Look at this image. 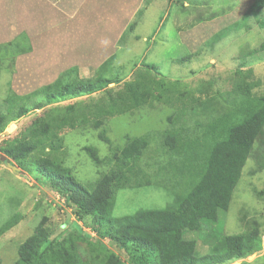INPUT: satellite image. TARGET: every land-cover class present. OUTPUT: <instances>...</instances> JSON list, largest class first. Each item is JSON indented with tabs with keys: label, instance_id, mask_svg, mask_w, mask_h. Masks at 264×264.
<instances>
[{
	"label": "rangeland",
	"instance_id": "1",
	"mask_svg": "<svg viewBox=\"0 0 264 264\" xmlns=\"http://www.w3.org/2000/svg\"><path fill=\"white\" fill-rule=\"evenodd\" d=\"M253 4L256 8L249 12ZM213 17L217 20L210 22L203 33H194L201 45L182 43V33L186 29ZM139 20L140 13L135 15L133 27L127 28L115 48L100 47L96 41L90 42L87 38L81 39L84 47L61 48L57 44L54 47L53 39L46 41L43 32L35 31L16 36H25L29 53L14 56L13 52H0V126L5 125L0 132V264H15L18 247L34 234L39 224L47 231L48 242L74 237L86 259L102 261L109 253L122 264H130L128 253L108 238L99 239L91 218H79L75 207L50 180L32 170H21L12 161L11 165L19 170V174L7 168L1 151L6 141L14 138L21 142L33 140L35 133L44 129L47 122L53 124L60 114L64 115L67 106L94 108L107 94L121 93L125 82L136 83L140 74L167 80L163 87L165 91L158 92L163 102L168 100L176 108L181 101L205 100L215 95L226 98L234 91L236 83L241 90L264 95V0H160L147 9L143 22L135 26ZM216 22L219 24L217 29L214 28ZM13 36V32H4L0 43L10 41ZM64 53L62 61L69 60L63 64L57 62ZM114 55L113 69L118 82L86 97L45 105L7 124L8 118L18 111L17 107L8 109L6 102L11 92L27 95L53 82L59 72L71 67H77L79 78H92L96 69ZM149 65L156 68L158 75L148 70ZM154 89L151 86L145 91L154 95ZM175 107L154 103L108 118L99 129L89 123L59 131L62 147L52 154V160L60 162L71 177L91 190L112 167L111 147L122 148L128 137L163 131L167 127L166 118ZM91 116L92 113H87L88 118ZM100 131H104L109 143L98 138ZM157 139L153 138L143 162L155 156L160 143ZM86 148L94 150L102 160L99 165L94 163ZM257 148L255 142L232 192L228 209L220 216L221 233L226 237L256 229V247L243 258L225 264H264V170L257 171ZM46 152L48 149H37L31 159H38ZM157 153L163 156L162 150ZM171 199V194L160 187L122 189L114 194L111 217L129 216L138 210L163 209ZM178 237L181 241L194 240L201 247L199 249H205L196 232L178 233Z\"/></svg>",
	"mask_w": 264,
	"mask_h": 264
},
{
	"label": "trees",
	"instance_id": "2",
	"mask_svg": "<svg viewBox=\"0 0 264 264\" xmlns=\"http://www.w3.org/2000/svg\"><path fill=\"white\" fill-rule=\"evenodd\" d=\"M253 8H256L254 4L249 12ZM132 27L131 24L128 29ZM25 41V36L20 35L0 45V52H13L14 56L27 54L30 47ZM114 60L115 55L105 60L89 79L79 78L77 67H71L60 73L54 82L27 95L11 92L6 102L8 109L17 107L18 111L8 118L7 124L45 105L103 91L118 82ZM148 70L158 75L154 66L149 65ZM148 75L140 74L136 83L125 82L121 93L107 94L94 108L67 106L65 114H60L53 124L47 122L33 140L6 141L1 147L4 161L9 164L12 161L21 170H32L50 180L75 207L79 218H91L99 239L108 238L128 253L130 264H225L243 258L255 250L257 230L226 237L221 233L220 216L228 209L255 142L258 143L257 171L264 170V95L241 90L236 83L234 91L226 98L215 95L205 100L181 101L176 108L168 100L163 102L158 92L165 91L167 80ZM151 86L155 88L154 95L145 91ZM154 103L175 107L166 118L167 127L156 134L128 137L122 148L111 147L112 167L91 190L71 177L60 162L52 160V154L62 147L59 131L89 123L99 129L108 118ZM87 113H92L91 118ZM4 128L5 125L0 126V132ZM98 138L109 143L104 131L99 132ZM153 138L160 141L159 148L155 156L143 162ZM37 149H48V152L33 160L31 157L34 158ZM86 150L99 165L102 160L95 151ZM160 150L163 156L157 155ZM141 187L166 189L172 196L171 202L163 209L138 210L129 216L111 217L114 194L122 189ZM184 232H196L205 249H199L194 240L181 241L178 233ZM17 255L15 264H122L109 253L102 261L84 258L74 237L48 242L42 224L18 247Z\"/></svg>",
	"mask_w": 264,
	"mask_h": 264
},
{
	"label": "crops",
	"instance_id": "3",
	"mask_svg": "<svg viewBox=\"0 0 264 264\" xmlns=\"http://www.w3.org/2000/svg\"><path fill=\"white\" fill-rule=\"evenodd\" d=\"M146 1L0 0V36L4 32H13L12 39H14L22 32L28 34V32L36 31L43 32L46 41L53 39L52 46L54 47H56V44L61 48L84 47L85 44L81 41L82 38H87L90 42L96 41L100 47H116L124 37V32L133 23L135 15L140 13L143 22L147 9L155 2H160V0H148L146 4ZM216 20V17L211 18L210 21L204 19L194 24L190 29H186L182 33V43L185 42L189 46L191 44L194 46L201 45V40L198 42L194 33H203L210 26V22ZM141 21L136 22L135 26L142 23ZM218 25L216 22L214 28L217 29ZM52 33L53 35L50 36ZM10 41L0 43V45ZM65 55L66 53L56 61L62 64L65 63L69 60L62 61Z\"/></svg>",
	"mask_w": 264,
	"mask_h": 264
},
{
	"label": "water",
	"instance_id": "4",
	"mask_svg": "<svg viewBox=\"0 0 264 264\" xmlns=\"http://www.w3.org/2000/svg\"><path fill=\"white\" fill-rule=\"evenodd\" d=\"M6 167L9 168L15 174H19V170L16 167L12 166L11 164L7 163Z\"/></svg>",
	"mask_w": 264,
	"mask_h": 264
},
{
	"label": "bare ground",
	"instance_id": "5",
	"mask_svg": "<svg viewBox=\"0 0 264 264\" xmlns=\"http://www.w3.org/2000/svg\"><path fill=\"white\" fill-rule=\"evenodd\" d=\"M89 7V6H88ZM90 9V8H89ZM72 72V71H71Z\"/></svg>",
	"mask_w": 264,
	"mask_h": 264
}]
</instances>
